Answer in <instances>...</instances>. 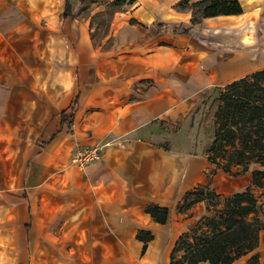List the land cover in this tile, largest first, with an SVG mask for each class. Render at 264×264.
<instances>
[{
  "label": "crops",
  "instance_id": "0c3cea01",
  "mask_svg": "<svg viewBox=\"0 0 264 264\" xmlns=\"http://www.w3.org/2000/svg\"><path fill=\"white\" fill-rule=\"evenodd\" d=\"M80 1L0 0V264H170L205 214L203 202L179 213L185 195L249 185L211 174L178 135L206 93L264 69V0L196 25L181 0ZM108 5L102 29L92 17ZM105 142L98 161L72 162ZM139 230L153 235L143 253ZM252 255L264 264V239L232 264Z\"/></svg>",
  "mask_w": 264,
  "mask_h": 264
},
{
  "label": "trees",
  "instance_id": "16d2710c",
  "mask_svg": "<svg viewBox=\"0 0 264 264\" xmlns=\"http://www.w3.org/2000/svg\"><path fill=\"white\" fill-rule=\"evenodd\" d=\"M188 1L181 0L177 6L189 8L192 25L206 17L242 13L239 0H199L190 5ZM67 16H74L69 1L63 12V17ZM211 91L214 130L210 144L203 149L208 162L215 166L211 174L216 169L232 177L249 173L250 186L241 192L218 194L207 183L188 192L178 204V212L186 213L203 202L205 214L179 235L170 264H232L257 249L264 239V69ZM145 212L158 224L168 220L167 207L150 203ZM136 238L143 243V253L153 235L139 230ZM257 263V256L252 255L248 264Z\"/></svg>",
  "mask_w": 264,
  "mask_h": 264
},
{
  "label": "rangeland",
  "instance_id": "374dc122",
  "mask_svg": "<svg viewBox=\"0 0 264 264\" xmlns=\"http://www.w3.org/2000/svg\"><path fill=\"white\" fill-rule=\"evenodd\" d=\"M112 10L113 7H111V5L105 6L102 13H98L92 17V21L94 22V24H101L102 25L101 28L104 29L105 26L107 25ZM99 33L101 34V31ZM258 36H260V38L261 37L264 38V27L262 29L260 28ZM213 96H214L213 91H210L208 94H206L204 99L200 102V104L196 107V109L192 111V113L188 117L185 124V129L181 131L178 135L180 141L179 145L181 146L180 148H182L183 142L189 141V143H192L191 146L192 150L198 152L201 151L202 149H205L210 144L214 130L213 117L211 114L212 110L210 104L212 100L211 98ZM213 167L215 169V166ZM217 171L224 173L222 170H218V169H216L215 173ZM226 175L230 176L228 174ZM247 186H250V182L249 185L243 182L242 185L237 187L236 190H239V192H241L245 190Z\"/></svg>",
  "mask_w": 264,
  "mask_h": 264
},
{
  "label": "built area",
  "instance_id": "2783aa9c",
  "mask_svg": "<svg viewBox=\"0 0 264 264\" xmlns=\"http://www.w3.org/2000/svg\"><path fill=\"white\" fill-rule=\"evenodd\" d=\"M109 144V142H105L102 145H94L83 150L76 151L72 162L80 167H85L92 162L98 161L100 159L101 149Z\"/></svg>",
  "mask_w": 264,
  "mask_h": 264
}]
</instances>
